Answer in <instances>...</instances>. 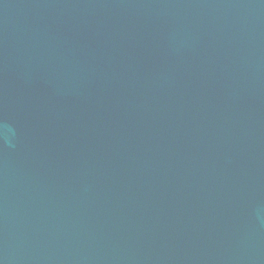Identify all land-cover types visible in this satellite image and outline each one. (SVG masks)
Masks as SVG:
<instances>
[{
    "label": "water",
    "instance_id": "1",
    "mask_svg": "<svg viewBox=\"0 0 264 264\" xmlns=\"http://www.w3.org/2000/svg\"><path fill=\"white\" fill-rule=\"evenodd\" d=\"M0 264H264V0H0Z\"/></svg>",
    "mask_w": 264,
    "mask_h": 264
}]
</instances>
